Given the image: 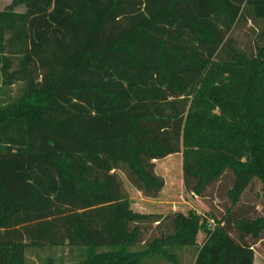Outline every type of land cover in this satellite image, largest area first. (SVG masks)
Wrapping results in <instances>:
<instances>
[{
	"label": "trees",
	"instance_id": "1",
	"mask_svg": "<svg viewBox=\"0 0 264 264\" xmlns=\"http://www.w3.org/2000/svg\"><path fill=\"white\" fill-rule=\"evenodd\" d=\"M242 18L264 20V0L0 9V264L62 245L84 251L67 264L177 263L186 246L192 264H254L264 216L242 200L256 182L264 199V39L249 53L234 46ZM177 153L187 191H224L222 217L132 210L120 174L155 198L154 162ZM151 223L169 229L146 240Z\"/></svg>",
	"mask_w": 264,
	"mask_h": 264
},
{
	"label": "rangeland",
	"instance_id": "2",
	"mask_svg": "<svg viewBox=\"0 0 264 264\" xmlns=\"http://www.w3.org/2000/svg\"><path fill=\"white\" fill-rule=\"evenodd\" d=\"M3 1L5 0H0V9L6 4ZM22 9L23 7L17 8V10ZM228 37L234 46L248 53L253 52L255 45L261 43L264 39V20L242 18L232 28ZM19 87L20 84L13 85L7 94L11 97L16 96L20 91ZM154 163L155 173L164 179V187L155 198L143 196L140 191L136 190L128 182L125 176L120 174L124 188L128 193L132 210L161 216L175 212L187 213L189 210H194L197 213L208 215L211 213L217 218L222 217L225 208L229 206V200L226 198L224 191H217L210 187L211 189L209 188L199 198L187 191L182 178L181 154H171L165 158L155 160ZM242 203L255 207V216H264V199L261 197V185L258 182L247 190ZM207 226H213V224L208 221ZM146 227L147 229L144 233V239L146 240L159 235L161 229H169L158 228L156 223L147 224ZM203 238L204 233L199 232L196 238L197 245L202 243ZM253 248L254 264H264V239L255 243ZM195 252L196 246H186L176 251L177 263H171L160 257H155L154 259L146 258L144 264H192ZM48 256L52 257L56 264H67L81 260L84 257V251L83 248L69 247L68 245L42 247L26 251L27 264H42Z\"/></svg>",
	"mask_w": 264,
	"mask_h": 264
},
{
	"label": "crops",
	"instance_id": "3",
	"mask_svg": "<svg viewBox=\"0 0 264 264\" xmlns=\"http://www.w3.org/2000/svg\"><path fill=\"white\" fill-rule=\"evenodd\" d=\"M3 2H6V4H8V3L10 2V0H5V1H3ZM6 4H5V5H6ZM1 9H2V8H1Z\"/></svg>",
	"mask_w": 264,
	"mask_h": 264
},
{
	"label": "built area",
	"instance_id": "4",
	"mask_svg": "<svg viewBox=\"0 0 264 264\" xmlns=\"http://www.w3.org/2000/svg\"><path fill=\"white\" fill-rule=\"evenodd\" d=\"M210 222L214 225V222H213V220H210Z\"/></svg>",
	"mask_w": 264,
	"mask_h": 264
}]
</instances>
